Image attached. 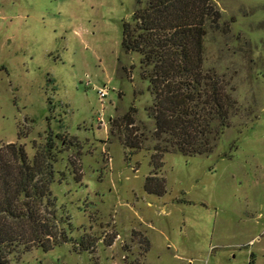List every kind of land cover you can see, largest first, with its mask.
<instances>
[{
  "label": "rangeland",
  "instance_id": "374dc122",
  "mask_svg": "<svg viewBox=\"0 0 264 264\" xmlns=\"http://www.w3.org/2000/svg\"><path fill=\"white\" fill-rule=\"evenodd\" d=\"M143 1L0 0V144L32 159L60 134L49 185L59 243L11 264H248L250 253L264 264V0H212L221 18L204 67L228 80L236 107L210 153L160 158L141 55L121 44ZM149 176L162 195L145 191Z\"/></svg>",
  "mask_w": 264,
  "mask_h": 264
},
{
  "label": "trees",
  "instance_id": "16d2710c",
  "mask_svg": "<svg viewBox=\"0 0 264 264\" xmlns=\"http://www.w3.org/2000/svg\"><path fill=\"white\" fill-rule=\"evenodd\" d=\"M220 18L212 0H144L131 21L122 23L121 44L141 55L140 75L153 95L147 109L154 121L158 158L166 152L208 154L229 124L237 102L234 88L223 75L204 67L205 36ZM122 118L127 144L138 146L142 133L135 132L133 114L127 112ZM58 136L49 134L32 159L23 144H0V264H11L12 254L32 247L48 251L59 243L50 209L55 197L49 189L51 150ZM143 187L156 195L165 191L158 177H147ZM61 239L66 241L64 235ZM142 241L147 251L150 242L145 237ZM248 264H254L252 253Z\"/></svg>",
  "mask_w": 264,
  "mask_h": 264
},
{
  "label": "built area",
  "instance_id": "2783aa9c",
  "mask_svg": "<svg viewBox=\"0 0 264 264\" xmlns=\"http://www.w3.org/2000/svg\"><path fill=\"white\" fill-rule=\"evenodd\" d=\"M98 93L100 94V96H104L106 92L103 89H99Z\"/></svg>",
  "mask_w": 264,
  "mask_h": 264
}]
</instances>
